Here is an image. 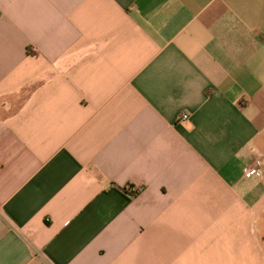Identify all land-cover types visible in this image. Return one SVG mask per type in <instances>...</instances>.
Segmentation results:
<instances>
[{"label":"crops","instance_id":"1","mask_svg":"<svg viewBox=\"0 0 264 264\" xmlns=\"http://www.w3.org/2000/svg\"><path fill=\"white\" fill-rule=\"evenodd\" d=\"M0 264H264V0H0Z\"/></svg>","mask_w":264,"mask_h":264},{"label":"built area","instance_id":"2","mask_svg":"<svg viewBox=\"0 0 264 264\" xmlns=\"http://www.w3.org/2000/svg\"><path fill=\"white\" fill-rule=\"evenodd\" d=\"M188 118V115L186 113H183L179 116V120H186ZM262 159H255L251 164H249L248 166L244 167L243 169V175L246 178H250L253 176H258L261 174V170L260 167L262 165ZM126 190L133 194L136 193L139 188L135 187V186H127Z\"/></svg>","mask_w":264,"mask_h":264}]
</instances>
